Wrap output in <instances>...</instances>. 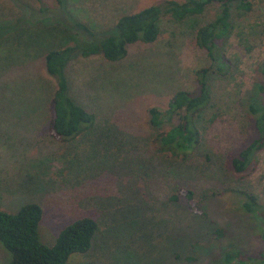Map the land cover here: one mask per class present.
<instances>
[{
	"label": "rangeland",
	"instance_id": "obj_1",
	"mask_svg": "<svg viewBox=\"0 0 264 264\" xmlns=\"http://www.w3.org/2000/svg\"><path fill=\"white\" fill-rule=\"evenodd\" d=\"M161 1L166 0H64L68 13L63 9L61 18L50 19L32 17L29 9L53 7V0H0V25L9 27L0 40V210L13 214L24 204H37V236L45 246L75 219L92 218L98 231L89 251L70 255L65 264H220L229 244L254 259L263 250L262 219L241 213L245 198L236 192L255 197L256 211L264 212V146L241 174L224 163L244 137H252L241 105L254 82L264 88L254 71L264 60V0H254L248 14L230 12L232 29L221 51L239 74L208 78L212 102L204 118H216L200 122L201 140L190 157L176 161L156 154V130L147 125V109L163 111L174 92L195 88L192 71L206 61L191 43L192 24L166 17L155 42L130 45L118 62L98 55L71 60L64 70L67 93L93 115V125L67 142L47 131L46 103L54 80L39 56L73 37L63 25L66 15L98 33L118 16ZM216 13V5L207 6L193 27ZM122 132L137 138L125 147L129 153L122 159L115 149L105 157L97 154L105 144L102 136L118 138ZM185 189L203 197L204 216L190 212L183 199L167 200ZM216 230L219 240L211 234ZM5 255L0 248V264Z\"/></svg>",
	"mask_w": 264,
	"mask_h": 264
},
{
	"label": "trees",
	"instance_id": "obj_2",
	"mask_svg": "<svg viewBox=\"0 0 264 264\" xmlns=\"http://www.w3.org/2000/svg\"><path fill=\"white\" fill-rule=\"evenodd\" d=\"M53 1L55 4L53 7L39 6L35 10L29 9L32 17L38 15L41 18H61L64 15L62 10H65L64 0ZM253 1H161L118 16L110 28L98 33L66 15L67 22L63 25L66 23L71 28L73 37L65 43L47 49L39 56L42 58L44 71L54 80V88L46 103L48 133L58 141L67 142L82 135L94 122L93 115L74 102L67 93L68 84L64 70L71 60L98 55L106 62H118L125 57L130 45L155 42L159 35V24L166 17L176 24L187 22L192 24L191 43L204 52L206 61L203 66L192 71L195 88L193 87L191 91L174 92L163 111L156 107L147 109V125L150 130H156L154 133L151 131L156 154L168 155L176 161L190 157L201 140L200 122L211 123L216 118L214 114L204 118L212 102L208 78L211 76L227 78L239 74L236 64L221 51L232 29L230 12L234 9L237 16L248 14L252 10ZM210 5L217 6L216 16L207 23L195 24L193 27L195 17L200 16ZM8 29V26L0 25V40ZM254 71L264 79V60L257 63ZM240 86V82L236 83V90ZM248 95L251 96L244 99L241 106L249 120L252 137L251 139L244 137L242 144L224 163L225 168L234 174H241L247 169L253 161L254 154L264 146L263 84L254 82L252 92ZM165 125L168 127L163 130L162 127ZM109 128L114 129L110 125ZM127 134L122 132L118 138L114 133L102 136L101 140L105 139V144L101 148L102 151L100 149L97 154L105 157L104 155L111 154L112 149L116 150L114 153L116 157L129 153L130 150H126L125 147H131L136 137ZM107 138L109 141H106ZM175 192L167 197L169 202L176 203L183 199L190 212L204 216L200 208L203 197L194 198L193 192L188 189L181 190L179 192L181 196ZM236 194L245 198L239 206L241 213L258 214L262 219L263 224L258 229V237L263 250L254 259L242 256L234 244L232 246L229 244L230 247H226L221 254L220 264H264V212L256 211L255 197L240 192ZM190 202H193L192 206L188 205ZM40 219L41 208L35 203L24 204L13 214L0 210V248L6 254L5 264H65L70 255H83L89 251L98 231L97 223L92 218L81 217L61 229L51 246H45L39 242L37 236ZM211 234H214L213 239L219 240L222 237L220 230ZM185 260L191 261L190 258Z\"/></svg>",
	"mask_w": 264,
	"mask_h": 264
}]
</instances>
